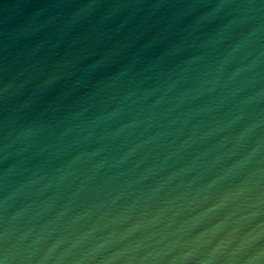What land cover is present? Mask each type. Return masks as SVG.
Instances as JSON below:
<instances>
[{
	"label": "water",
	"instance_id": "95a60500",
	"mask_svg": "<svg viewBox=\"0 0 264 264\" xmlns=\"http://www.w3.org/2000/svg\"><path fill=\"white\" fill-rule=\"evenodd\" d=\"M0 264H264V0H0Z\"/></svg>",
	"mask_w": 264,
	"mask_h": 264
}]
</instances>
